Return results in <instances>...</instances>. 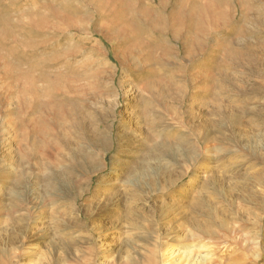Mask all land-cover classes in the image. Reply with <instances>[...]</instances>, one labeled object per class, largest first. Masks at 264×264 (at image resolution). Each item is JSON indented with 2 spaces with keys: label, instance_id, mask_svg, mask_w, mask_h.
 <instances>
[{
  "label": "rangeland",
  "instance_id": "rangeland-1",
  "mask_svg": "<svg viewBox=\"0 0 264 264\" xmlns=\"http://www.w3.org/2000/svg\"><path fill=\"white\" fill-rule=\"evenodd\" d=\"M190 251L264 264V0H0V264Z\"/></svg>",
  "mask_w": 264,
  "mask_h": 264
},
{
  "label": "bare ground",
  "instance_id": "bare-ground-1",
  "mask_svg": "<svg viewBox=\"0 0 264 264\" xmlns=\"http://www.w3.org/2000/svg\"><path fill=\"white\" fill-rule=\"evenodd\" d=\"M198 239H199L198 237H194V236L192 237L193 241H197ZM201 248L202 249L204 248L205 250H208L210 247H208L206 245H203ZM168 253H169L170 257H172L173 254H174V252L172 250H170ZM192 254H194L193 257H191ZM182 255H184V256L181 257ZM182 255H180L178 257V259L175 260L172 263H174V264H186V263L187 264H208L209 263V259H210L208 254H205L203 256L197 255L195 257V253H193L192 251L187 252V253H182Z\"/></svg>",
  "mask_w": 264,
  "mask_h": 264
}]
</instances>
